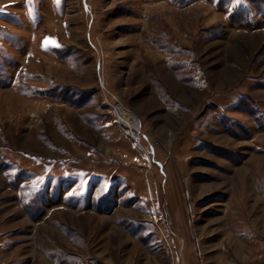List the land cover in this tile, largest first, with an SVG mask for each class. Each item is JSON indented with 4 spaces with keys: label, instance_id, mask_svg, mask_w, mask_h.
<instances>
[{
    "label": "rangeland",
    "instance_id": "374dc122",
    "mask_svg": "<svg viewBox=\"0 0 264 264\" xmlns=\"http://www.w3.org/2000/svg\"><path fill=\"white\" fill-rule=\"evenodd\" d=\"M164 91L180 112L159 115ZM105 92L149 154L116 142ZM236 92L264 107V0H0V264H179L197 243L198 264H264V130L248 123V143L241 113L219 116ZM128 180L162 242L118 229ZM148 181L174 182L163 197L192 186L189 233H167Z\"/></svg>",
    "mask_w": 264,
    "mask_h": 264
},
{
    "label": "crops",
    "instance_id": "0c3cea01",
    "mask_svg": "<svg viewBox=\"0 0 264 264\" xmlns=\"http://www.w3.org/2000/svg\"><path fill=\"white\" fill-rule=\"evenodd\" d=\"M184 64H186V63H184ZM170 72L173 74L174 81H175V83L178 84V86H181V85L185 86L184 82H186V79H185V77H182V76L187 74L186 73L187 71H186V68L183 67V65L182 66L179 65L177 67H171ZM113 88H114L113 92L115 91L116 93H118V81L115 83ZM236 96L237 97H235L234 103H229V104L224 103V104H220L219 105L220 107L218 106L220 109L219 116L225 117V115L229 116L228 113H231L232 117L237 118L233 114L237 113V112L241 113L242 116L245 117L249 122L248 121L246 122L244 119H243L244 121H240V122H242V124H244L242 126L243 133H238L239 135L237 137H239L240 139H244L248 143H252L251 137L253 136V131L251 129L252 128L251 126L254 125V127L256 129H258L259 131L264 130V107L259 102H257L254 98H252L250 95H248L244 92H236ZM158 99H159V101L163 102V103H161L162 105H160V114L159 115H161V114L164 115L165 113H168L169 115H174L175 113H173L174 111H172V110H175L174 107L177 108L176 111L180 112V107H181V105L183 106L182 100L174 97L173 95L167 93L166 91L159 93ZM168 102H170V103L173 102V104H168ZM129 108H132V107H129ZM225 109H227L228 113H226ZM136 114L140 115L139 113H136ZM235 122H237V121H234V119H233V126H234ZM248 123L252 124V125L250 126V125H248ZM112 126H113L112 127L113 129L118 130V141H116V142L121 143V145L127 144L128 146H130L132 148H137V146H140L142 151H144L146 154L150 153L147 151V147L145 145H143V143L138 144L135 141L127 139L120 132L118 126H116L114 124H112ZM229 126H230L229 124L226 125V128H229ZM247 127H249V129H247ZM195 138L197 139L196 136H195ZM143 140H145V142L149 146L152 145V143L150 141V137L148 136V133L144 132V131H143ZM200 143L201 142H199L198 145H195V147H197V146L200 147L201 146ZM157 147L160 149L159 146H157ZM251 147H252V149H251L252 155L259 154L258 155L259 158L261 155H264V142H259V143L255 142L254 143V139H253V145ZM263 182L258 180L256 183L257 185L256 184L252 185L254 189H257V191H258L257 194L262 200L264 199V195L261 191V187H264ZM167 183H168V186L166 185ZM167 183H166V181L165 182L163 181L162 183H159L156 181H154V182L148 181L145 183L146 189L148 187L154 189V191H152L150 193L152 194L151 198H152L153 204L156 205V206L154 205V210H156L155 214L157 215L159 212L160 220L162 221V224L165 227V229L169 235L172 236L173 235L172 228L175 229L177 227L179 228L180 231H182L183 234L189 233L187 230V227H188L187 221H190V219L192 217V213L186 211L185 209H186L187 201L191 202L192 197H193L192 192H190V188L192 186L190 184H188V182H185V184H184L185 190L182 193L183 195H179V194L177 195L176 194V196H173L174 193L170 191L169 192L170 195L166 196L167 197L166 198V197L162 196L160 188L161 187H171V184L174 182L168 181ZM132 184H134L136 186L135 183H130L129 180L128 181H122V182L119 181L118 185H117L118 186V217H117L118 229L120 231H122L123 233H125L124 235L127 237V239H130L131 242H134V241L140 242L141 241V242L146 243L148 241L147 240L148 235L154 236V240L156 242H160V241L162 242V238H161L162 236L158 232V230H157L158 228L155 226V224L153 222L154 212H150L149 211L150 207L148 206L147 212L146 213L143 212L142 215H140V212L138 211V207H137V203H138L137 201L140 197H137L136 191L124 190V188L125 189L132 188L134 186ZM120 189H122V190H120ZM129 192H133L132 194H135V196H136L135 199H132V200H135V202H131L133 204H130V205L123 204L121 201L128 200L127 197L131 196V195H129ZM141 197L144 198V196H141ZM164 199H166L168 201V202L165 201L164 203L165 204L168 203L170 205V206H168V204H167V206L165 207V211L163 208V200ZM261 199H259V200L261 201ZM216 202H218V201H216ZM174 204H178L180 207H178L176 209ZM156 207H157V209H156ZM160 229L162 230L161 226H160ZM232 234H234V232ZM189 236H191V235L187 234L186 238ZM186 251H190V250L187 249ZM191 252L193 254L194 259H190L189 257L184 259V261H181L179 259V261H178L179 264L181 262H184L183 264H198V262L196 261L197 260L196 258H197V255H199L201 253L199 243H197L196 245L194 244L193 248L191 249ZM192 254H191V256H192Z\"/></svg>",
    "mask_w": 264,
    "mask_h": 264
},
{
    "label": "built area",
    "instance_id": "2783aa9c",
    "mask_svg": "<svg viewBox=\"0 0 264 264\" xmlns=\"http://www.w3.org/2000/svg\"><path fill=\"white\" fill-rule=\"evenodd\" d=\"M106 94V104L111 115V123L118 126L124 137L141 144V124L136 115L126 109L113 94Z\"/></svg>",
    "mask_w": 264,
    "mask_h": 264
},
{
    "label": "snow or ice",
    "instance_id": "6c2138e0",
    "mask_svg": "<svg viewBox=\"0 0 264 264\" xmlns=\"http://www.w3.org/2000/svg\"><path fill=\"white\" fill-rule=\"evenodd\" d=\"M240 2L241 0H237V3H240ZM49 45L54 46V47L59 46L58 43L53 38H45L43 46L47 48Z\"/></svg>",
    "mask_w": 264,
    "mask_h": 264
},
{
    "label": "bare ground",
    "instance_id": "6f19581e",
    "mask_svg": "<svg viewBox=\"0 0 264 264\" xmlns=\"http://www.w3.org/2000/svg\"><path fill=\"white\" fill-rule=\"evenodd\" d=\"M242 245V244H241ZM244 247V246H243ZM235 249V248H234ZM236 251V250H235Z\"/></svg>",
    "mask_w": 264,
    "mask_h": 264
}]
</instances>
